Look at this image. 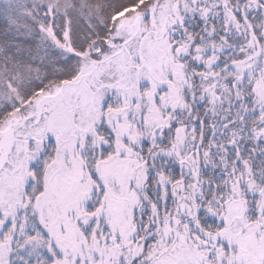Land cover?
Here are the masks:
<instances>
[{
  "label": "snow or ice",
  "instance_id": "obj_1",
  "mask_svg": "<svg viewBox=\"0 0 264 264\" xmlns=\"http://www.w3.org/2000/svg\"><path fill=\"white\" fill-rule=\"evenodd\" d=\"M0 264H264V0H0Z\"/></svg>",
  "mask_w": 264,
  "mask_h": 264
}]
</instances>
